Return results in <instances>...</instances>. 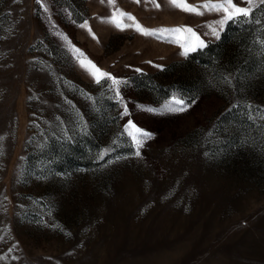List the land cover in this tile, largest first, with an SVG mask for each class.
Segmentation results:
<instances>
[{"label": "rangeland", "instance_id": "obj_1", "mask_svg": "<svg viewBox=\"0 0 264 264\" xmlns=\"http://www.w3.org/2000/svg\"><path fill=\"white\" fill-rule=\"evenodd\" d=\"M43 2L0 0V264H264V2L219 39L204 0H189L203 15L170 0ZM114 7L150 29L191 26L207 45L234 31L210 62L187 63L195 52L160 33L117 28ZM62 34L127 78L131 118L154 133L141 156L111 81L97 84ZM173 95L196 103L138 107Z\"/></svg>", "mask_w": 264, "mask_h": 264}, {"label": "snow or ice", "instance_id": "obj_2", "mask_svg": "<svg viewBox=\"0 0 264 264\" xmlns=\"http://www.w3.org/2000/svg\"><path fill=\"white\" fill-rule=\"evenodd\" d=\"M39 2L44 7V10L48 11V8L46 5H44L43 0H39ZM101 2L103 3L104 0H101ZM115 2L116 0H107V3L111 5H115ZM136 2L139 3L140 0H136ZM170 2L175 7L188 13L203 15V10L219 13L220 17L215 22V25L208 26L210 29V34L215 36L217 39H219L220 32L229 21H239L242 18L250 19L253 14V0H247L246 6H240L238 0H204L202 5L203 10L201 7L189 3V0H170ZM261 2H264V0H261ZM155 6L157 8L160 7L159 3H156ZM101 19H104V17H101ZM108 19L121 30L131 26L146 36L160 33L162 39H170L172 42L178 44L182 49V54L184 56H188L192 52H196L199 49L207 47V41L203 39L196 30L188 25L176 26L172 28H146L131 13L125 12L123 9L116 7L113 8L112 15L108 17ZM127 20H131L134 23L129 25ZM81 27H86L88 28V31L91 32V27L88 25V21L85 20ZM92 35L95 36V33H92ZM62 38L70 46L72 55L75 57L80 67L88 72L97 84H100L102 81H111L109 87L114 91L113 99H117L121 102L123 105V115L129 117L126 120L124 129L127 133V136L130 137L131 141L135 145V151L131 153V155H135L137 157L141 156V148L144 146L145 141L151 138L154 133L144 127L139 126L138 122L131 118L132 112L130 111L128 104L125 102L124 96L121 92V84H127V78H121L113 75L110 72L102 70L92 59L87 57L82 49L73 44L71 39L66 34H62ZM260 43L264 45V40H260ZM149 63L153 62L149 61ZM157 67L163 68L164 66L157 65ZM136 71L143 73L144 70L137 68ZM171 101L172 103L166 104L163 107H151L146 105H138V107L148 113L154 114L163 112L178 113L187 111L192 105L196 103V99H185L182 95H173L171 97ZM109 151H111V149H105L98 159H103L104 155H106ZM121 158L123 157L116 156L107 160L106 163L111 164L113 159L119 160Z\"/></svg>", "mask_w": 264, "mask_h": 264}, {"label": "trees", "instance_id": "obj_3", "mask_svg": "<svg viewBox=\"0 0 264 264\" xmlns=\"http://www.w3.org/2000/svg\"><path fill=\"white\" fill-rule=\"evenodd\" d=\"M234 31V29L232 30V22L229 23V25L227 26V29H226V33L225 35L222 37V42L221 43H218V44H214V43H210L209 45H207L206 48L204 49H199L197 50L195 53L189 55L187 58H186V62H204V63H208L210 62V59H211V55L212 53L214 52H217L218 50H222L221 48H223V44L225 42V40L229 37V34ZM242 33H244V30L243 31H240ZM235 33V32H234ZM241 33V34H242ZM245 34V33H244ZM242 37V36H241Z\"/></svg>", "mask_w": 264, "mask_h": 264}]
</instances>
